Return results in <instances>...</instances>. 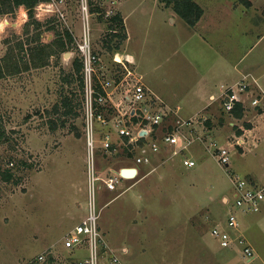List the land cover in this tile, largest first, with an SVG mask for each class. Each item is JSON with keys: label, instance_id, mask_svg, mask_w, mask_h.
I'll return each mask as SVG.
<instances>
[{"label": "rangeland", "instance_id": "374dc122", "mask_svg": "<svg viewBox=\"0 0 264 264\" xmlns=\"http://www.w3.org/2000/svg\"><path fill=\"white\" fill-rule=\"evenodd\" d=\"M195 1L206 11L204 18L213 20L209 24L202 20L196 29L156 3L162 0H140L136 8L127 0L131 2L126 17L131 34L116 49L136 54L137 63L136 73L123 80V85L142 79V73L150 86L179 93L192 88L194 73L201 72L214 82L211 90L217 96L225 87L220 83L244 74L252 80L251 89L243 94L249 100L256 92L254 80L264 85V0H250V4L244 0ZM46 2L34 7L41 22L38 27L30 24L25 30L23 6L0 15V121L5 132L0 141V264H88L87 244L72 248L63 244L67 231L87 211L89 147L83 98L77 79L69 80L67 75L79 52L74 39H64L67 48L52 53L45 45L65 29L80 38L82 15L78 0L49 7ZM110 5L111 0H104L105 8ZM57 8L65 12V18L56 15ZM89 32L100 57L94 86L107 76H122L126 70L113 59V48L106 44L109 29L96 12L90 14ZM116 58L120 59L119 53ZM64 96L71 98L76 114L66 115L62 106L54 107ZM211 100L209 111L193 114V120L180 126L190 142L178 149L176 143L185 140L177 133L175 141L161 143L150 164H138L139 173L123 180L128 188L107 190L102 179L95 180L96 185L100 183L96 188L97 227L103 242L98 244L97 264H264V211L237 213V229L255 250L249 261L236 241L222 246L210 232L216 224L232 237L238 233L227 225L235 179L245 177L264 184V103L247 108L232 130L227 121L234 118L222 116L229 112L218 99ZM111 108L104 112L108 122L94 120L93 127L94 171L104 176L112 169L135 166L134 152L126 154L114 129L115 121L127 120L129 113ZM204 113L212 118L205 119ZM175 116L158 133L175 125ZM216 118L223 119L222 128ZM210 119L215 121L208 125ZM246 123L254 128L245 130ZM238 129L250 132L241 147L229 143L238 136ZM108 131L113 149L103 147V133ZM212 141L229 148L228 164L219 160ZM174 145L177 153H172ZM189 158L194 164H187Z\"/></svg>", "mask_w": 264, "mask_h": 264}, {"label": "built area", "instance_id": "2783aa9c", "mask_svg": "<svg viewBox=\"0 0 264 264\" xmlns=\"http://www.w3.org/2000/svg\"><path fill=\"white\" fill-rule=\"evenodd\" d=\"M67 0H48L46 3L49 6H54L58 4H63ZM90 0H78L79 9L82 15V34L80 38H76L73 34V39L75 40L76 48L79 52L80 59L82 60V73L84 78V98H83V111H84V121L86 124L87 132V143L89 147L88 152V183H87V211L86 214L78 221L76 224L67 231L63 238V244L66 247L72 248L76 245L87 244L89 250V256L85 258L88 264H97L98 259V244L102 242V235L97 227V220L99 217V211L96 206V188L100 186L95 184V180L102 179V183L105 189L114 191H123L127 186H123V180L129 179L120 174L119 170L112 169L110 174L106 176L102 174H96L94 171V151H93V127L94 120H99L101 123H107L108 119L104 115L102 109L97 110L96 104L101 105L105 108L107 100L106 87L109 86L110 81L108 79L100 82V88L102 91H95V86L93 84V74L96 70V64L99 60V55L94 51L91 43V37L89 32V17L91 14L89 8ZM104 0H101V5L103 6ZM115 0H111V5L105 8L103 11V18H107L115 13L113 10V4ZM56 15L65 18V12L57 8ZM115 30V29H113ZM115 60L122 62V58H116V54L113 56ZM127 58V57H126ZM123 63V62H122ZM131 73V71H127ZM250 78V75H249ZM248 78V75H242L240 79L235 82L225 86L217 96H212L211 99H218L222 109L230 112L237 103L243 102V94L248 92L251 87L252 80ZM254 85L256 86V92L252 94L250 98V103L252 105H260L264 103V88L258 85L257 81L254 80ZM147 88L142 82H135L131 86H128L124 92V100L128 106L129 113V124L123 125L116 122V132L121 136H126V144L130 145V150L134 152L133 160L135 166L138 164H150L152 162V155L160 148L161 143H166L169 141H175L177 139V133L182 136L181 145L176 143L178 149H182L184 145H187L191 137L184 134L180 130V126L183 123H189L193 120L192 117L188 119L175 120V125L170 129L158 133L157 126L161 125L165 117L171 108L166 105H156L152 104V101L148 100ZM200 115V114H199ZM131 116L136 117V121H132ZM200 117V116H199ZM146 129L144 134H151V137L147 141H140L141 136L140 130ZM112 139L111 133L104 132L102 143L103 147L107 148L110 145V140ZM215 145V153L221 162L229 163V148L226 145H217L215 141L211 142ZM230 145H242L244 143V137L238 135L235 136ZM176 145L172 147V153H177ZM188 165L194 164L193 159L187 160ZM136 173L135 175H137ZM133 178V177H130ZM225 200H229L227 197ZM264 211V184H257L253 182L250 178L241 177L234 180V197L230 205V211L227 216V225L237 229V213L238 212H260ZM238 231V229H237ZM212 235L218 238L222 246H230L232 241H236L241 245L242 254L246 260H251L255 257V250L251 243L249 242L247 236L238 231L236 236L232 237L229 232L224 228L214 225L211 228ZM103 244V242L101 243ZM42 257V255H39ZM112 259H116L113 258ZM117 263L119 261H116Z\"/></svg>", "mask_w": 264, "mask_h": 264}, {"label": "crops", "instance_id": "0c3cea01", "mask_svg": "<svg viewBox=\"0 0 264 264\" xmlns=\"http://www.w3.org/2000/svg\"><path fill=\"white\" fill-rule=\"evenodd\" d=\"M128 1H130V0H128ZM131 1H132V4L135 5V8L137 6H139L138 3L140 2V0L139 1L138 0H131ZM135 2H136V4H135ZM162 2H160V3L159 2H156V3L159 4L161 7H163V9L167 10L170 14H172V12L175 13V11L173 10L172 7H170L168 5L162 6V5L165 4L164 2L163 3ZM128 4L131 5V2L130 3H127V0H120V1L118 0V3L115 6H113V7H115V10L114 11L115 12H118L121 15L122 20H123V24H124V30H123L124 36L121 37V39L119 40V45H124L126 43V41L129 39V36L131 34V33H128V25L129 24H128V20L126 18L128 16V13H129L128 12V7H127ZM19 6H23V5H19ZM229 11L230 12L233 11L232 8H230ZM205 15H206V11L203 10V13H202L200 19L195 24H193V25H189L188 24V26H190L191 28L196 29V27L199 25V23H201L202 20L204 21V19H205L204 16ZM205 20H206V24H209V22L212 19H211V17H209L208 19H205ZM219 20H220V18L217 15L216 21L218 23H219ZM170 21L174 22L175 21L174 17H171L170 16ZM111 43H112L111 45H112V48H113V51H114V55L116 53H119L120 54V57L122 58V62L123 63L120 62V61H118V60H115V61L120 62L121 65L124 67V69L126 71L123 72V75L122 76H118L115 79L114 78H111L109 76H107V77L104 78V80L105 79H108L110 81V84H109V86H107L105 88L106 89V92H107V100H106L105 109L103 111H107V110L108 111H111L112 110L111 106L112 107H115L118 111H121L122 109H124V110L127 111L128 110V106H127V103L125 102L123 96H124L125 89L128 87V85H123L122 81L125 80L128 76L134 75L136 73V65L135 64L137 63V56H136V54H133V53H131L129 51L122 52V51L116 49L114 47V44L116 43L114 39L111 41ZM92 47H93V45H92ZM93 49L98 54V51L95 50V48H93ZM190 64H191V66L195 67L191 62H190ZM235 65L236 64H234V66ZM128 70L131 71V73H127ZM139 76L140 77L142 76V79L138 77L139 79L137 78V82H142L145 85V87L148 89L147 90L148 100L149 101H152V104H156V105L162 104V105H166V106H168V107L171 108V112H169L167 114V116L163 120L162 124L159 125V126H157V130H156L157 132H158L159 129H163L164 126L166 127L169 124H171L172 121H173V118L176 117L175 115L178 116L177 118L184 120V119L190 118L191 116H193V114H197V113L200 114L201 112L203 113V111H209V109L213 105V104H211L213 102L211 100V97L212 96H216V95H214V91L211 90L212 89V86L214 85V82L211 81L210 78L208 79L207 76H206V74L201 73V72L194 73L193 76L195 78V81H194V83H192V85H193L192 88H190V89H183V91H181L179 93L173 92L172 94H170V91L169 92L164 91V88L150 86V84H148V81L145 82L143 80L144 75L142 73H141V75L139 74ZM236 80H238V79H236ZM236 80H233V81L231 79L230 80H225V81H223L224 83L222 82L220 84H221V86L223 88L224 86H227V85L233 83ZM102 81H100V82H102ZM99 86H100V83H99ZM260 86H261V88H264V85L260 84ZM203 99H205L207 101L205 103L199 105V108H195L194 107L195 104H199L201 101H203ZM245 102H247V103H245ZM240 104L243 107V114L246 112L247 108H249V107L252 109V108H255L257 106H261V105H257V106L256 105H252L250 103V99L249 100H244ZM205 115H206V118L205 119H208L209 117L212 118V114H208V116H207V114H205ZM227 115H230V116H232V118H234V120L228 118V121L227 122L232 126L231 129L232 130H235V128L237 127V126H235L236 123H237V120L241 119L243 115L241 117H235V116H233L229 112L227 114L223 113L222 116H224L225 118H227ZM105 116H106L107 119L109 118L107 115H105ZM261 116H262V114H261ZM262 117H264V116H262ZM212 120H214V119L208 120L207 121L208 122L207 124L208 125L209 124H212V122H211ZM216 120H218L220 122V125H217V126L220 127V128H222L224 126V124L222 122L223 119L222 118H220V119L219 118H216ZM257 120L260 121L259 116L257 117ZM128 121H129V118L127 120L124 119V118H122V117H120V118L117 119V122L120 123V124H123V125H126ZM114 125H116V123H114ZM217 126H213L212 129L215 128V127H217ZM253 128L254 127H251L250 126V127H246L245 130L250 131ZM114 129L116 131V127L115 126H114ZM249 133L250 132L240 133V136L244 137V143L247 140H249ZM192 135H194V134L192 133ZM144 137H145L144 140L147 141L151 137V134L149 135V134L146 133V134H144ZM245 138H246V141H245ZM122 139H125V137H123L121 135L116 137V141H121L122 142ZM244 143L242 145H239V146L240 147L241 146H244ZM157 155L158 154H153L152 155V158L153 157H157ZM125 165H128V164H125ZM136 168H137V172L139 173V170L140 169H139L138 165H136ZM128 180H130V179H125L124 182H126ZM226 197L227 196H223V199L225 200Z\"/></svg>", "mask_w": 264, "mask_h": 264}, {"label": "trees", "instance_id": "16d2710c", "mask_svg": "<svg viewBox=\"0 0 264 264\" xmlns=\"http://www.w3.org/2000/svg\"><path fill=\"white\" fill-rule=\"evenodd\" d=\"M41 1L45 0H0V15H4L6 13H13L14 10L19 6L23 5L24 8L27 11V20L25 21V30L28 29V26L30 24L33 25V27H38L41 25V22L36 19L35 13H34V7L36 4H38ZM164 1L165 5L171 4L173 10L179 14L180 17L183 18L185 22H187L189 25H193L201 16L203 9L202 7L195 1V0H162ZM247 4H250V0H244ZM101 0H90L89 1V8L91 12H96L98 14L99 19H102L103 22H105V26L109 29L110 36L106 39L107 47H112L111 41L114 38H117L118 40L114 44V47H118L119 40L121 37L124 36V24L121 15L118 12H115L111 16L107 18H103V11L104 7L100 4ZM115 29V30H113ZM38 35V33H37ZM56 38L48 41L45 45L49 48V53L57 51L59 48L62 50H65L67 48V45L65 46V41H71L73 40V35L70 30L65 29L62 33L57 32ZM23 42L21 41L19 45L22 46ZM82 60L80 59L79 55H75L71 60V69L68 71L69 80L77 79L78 81V87L80 88V91L82 92V98H84V78L82 73ZM0 73H1V67H0ZM1 75V74H0ZM69 82V81H68ZM95 91H102L99 84L95 83ZM83 100V99H82ZM71 98L68 96H64L61 99L60 104H55L54 107L59 108L62 106V113L68 115L70 113L76 114L73 110V105L71 103ZM96 109H104L103 106L96 104ZM108 111V110H107ZM106 113V111H104ZM230 113L235 117H241L243 115V107L240 103H237L235 107L230 111ZM78 115V114H77ZM132 121H136L135 116H131L130 118ZM127 124H129L127 122ZM247 127L250 125L249 123H246ZM241 130L238 129L236 134L239 133L240 135ZM125 139H122V142L124 143V150L126 151V154L128 156H132V151L130 150V145H127L125 142L127 140L126 136ZM5 138V132L1 125L0 121V141H2ZM145 137L141 136L140 141H145ZM110 149L114 148V145H109Z\"/></svg>", "mask_w": 264, "mask_h": 264}, {"label": "water", "instance_id": "95a60500", "mask_svg": "<svg viewBox=\"0 0 264 264\" xmlns=\"http://www.w3.org/2000/svg\"><path fill=\"white\" fill-rule=\"evenodd\" d=\"M145 132L146 129L143 128L139 133L144 134ZM119 172L121 175L130 178L135 176V174L137 173V168L135 166H124L120 167Z\"/></svg>", "mask_w": 264, "mask_h": 264}]
</instances>
